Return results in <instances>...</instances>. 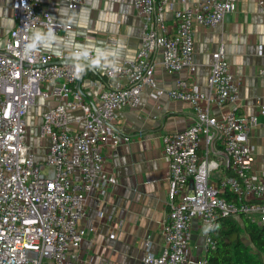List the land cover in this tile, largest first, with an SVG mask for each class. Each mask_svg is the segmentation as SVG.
<instances>
[{"label": "built area", "instance_id": "obj_1", "mask_svg": "<svg viewBox=\"0 0 264 264\" xmlns=\"http://www.w3.org/2000/svg\"><path fill=\"white\" fill-rule=\"evenodd\" d=\"M64 1L75 10L85 0ZM257 2L264 13V0ZM166 3L133 0L144 18L140 49L132 61L105 71L109 77L127 78L128 84L101 90L93 103L79 87L84 67L63 62L76 57L99 63V57L80 49L53 55L35 44L30 37L34 28L57 35L71 25L54 19L37 0H12L17 26L0 46V264H80L74 252L86 235L80 221L87 196L116 183L104 173L102 146L129 142L112 121L119 109L137 108L144 89L154 98L166 95L189 103L194 120L162 137L169 185L161 225L164 248L159 255L146 253L139 264H206V254L217 248L210 232L220 218L242 215L250 223L264 224V173L254 172L247 141L252 127L264 132V121L237 114L238 84L223 46L212 53L205 91L183 79L166 91L154 75L158 51L166 71L193 74L194 26H217L236 9L237 0H198L175 10L172 35L162 18ZM259 73L264 75V68ZM50 98L57 103L42 112L39 126L48 139L47 152L37 161L35 147L25 137L24 119L38 99ZM212 106L231 108L218 118L211 114ZM71 112L80 113L77 129L71 126ZM260 113L264 115V102ZM216 158L232 174L213 181ZM194 220L201 236H193Z\"/></svg>", "mask_w": 264, "mask_h": 264}, {"label": "crops", "instance_id": "obj_2", "mask_svg": "<svg viewBox=\"0 0 264 264\" xmlns=\"http://www.w3.org/2000/svg\"><path fill=\"white\" fill-rule=\"evenodd\" d=\"M37 1L54 19L71 25V30L53 35L36 27L30 32L35 44L53 55L80 49L100 59L99 63H93L71 57L63 62L84 67L79 87L86 100L95 103L101 90L128 84L127 78L109 77L105 71L132 61L140 49L144 18L134 9L133 0H85L75 10L69 9L64 0ZM197 1L167 0L162 18L169 35L175 34L177 29L175 10L190 7ZM11 4L12 0H0V46L17 26ZM263 28L264 13L257 0H237L236 9L217 26H194L192 61L196 70L193 74L187 71L170 73L161 65V53L158 51L153 56L154 75L159 86L168 91L183 79L194 82L205 91L212 53L223 46L238 84L237 114L255 116L263 122L260 107L264 102V75L259 73L264 68ZM56 103L54 98L38 99L40 123L42 112ZM230 108L212 106L211 114L219 118ZM79 114H69L71 126L75 129L80 127L76 123ZM193 120L194 112L189 103L166 95L154 98L148 89L143 90L137 108L124 107L115 113L114 130L130 140L119 145L106 143L102 146L104 173L114 177L116 183L103 192L92 190L87 196L85 215L80 221L86 235L74 252L80 264H139L146 253L159 255L162 252L161 225L168 211L169 187L162 137L185 129ZM247 141L253 148L254 172L263 174L264 132L252 127ZM47 145L48 139L45 138L43 158ZM34 147L39 149L38 144ZM217 161L219 167L212 176L213 181L232 174L231 168ZM235 218L242 226L240 218ZM193 236H201L196 220L193 221Z\"/></svg>", "mask_w": 264, "mask_h": 264}, {"label": "trees", "instance_id": "obj_3", "mask_svg": "<svg viewBox=\"0 0 264 264\" xmlns=\"http://www.w3.org/2000/svg\"><path fill=\"white\" fill-rule=\"evenodd\" d=\"M239 218L242 226L233 216L218 220L210 232L217 248L206 254V264H264V224L250 223L242 215ZM241 234L247 235L251 248L244 244Z\"/></svg>", "mask_w": 264, "mask_h": 264}, {"label": "rangeland", "instance_id": "obj_4", "mask_svg": "<svg viewBox=\"0 0 264 264\" xmlns=\"http://www.w3.org/2000/svg\"><path fill=\"white\" fill-rule=\"evenodd\" d=\"M41 106L38 105V100L36 101L35 107L32 108L27 115L25 116V127H26V134L25 137H27V142H29L31 145L35 146L36 144L39 145V149L35 150L37 153L35 155L36 160H42V153L45 149V137H42L40 135V118H39V112H40ZM241 238L247 246H250V242L246 238L244 234H241ZM254 249H251V252H253Z\"/></svg>", "mask_w": 264, "mask_h": 264}]
</instances>
